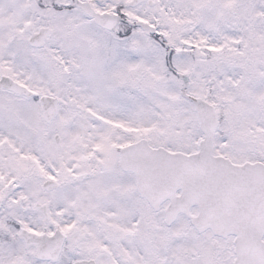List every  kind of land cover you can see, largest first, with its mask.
<instances>
[{
	"label": "snow or ice",
	"instance_id": "snow-or-ice-1",
	"mask_svg": "<svg viewBox=\"0 0 264 264\" xmlns=\"http://www.w3.org/2000/svg\"><path fill=\"white\" fill-rule=\"evenodd\" d=\"M0 264H264V0H0Z\"/></svg>",
	"mask_w": 264,
	"mask_h": 264
}]
</instances>
